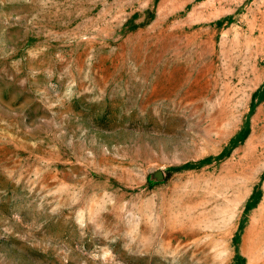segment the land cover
Returning <instances> with one entry per match:
<instances>
[{"label":"rangeland","instance_id":"374dc122","mask_svg":"<svg viewBox=\"0 0 264 264\" xmlns=\"http://www.w3.org/2000/svg\"><path fill=\"white\" fill-rule=\"evenodd\" d=\"M0 264H264V0H0Z\"/></svg>","mask_w":264,"mask_h":264}]
</instances>
